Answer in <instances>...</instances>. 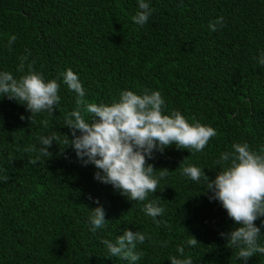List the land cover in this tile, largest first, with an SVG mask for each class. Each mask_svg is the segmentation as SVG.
Wrapping results in <instances>:
<instances>
[{
    "label": "trees",
    "instance_id": "trees-1",
    "mask_svg": "<svg viewBox=\"0 0 264 264\" xmlns=\"http://www.w3.org/2000/svg\"><path fill=\"white\" fill-rule=\"evenodd\" d=\"M146 2L154 11L141 27L132 20L138 0H0V71L17 79L26 74L16 71L21 56L28 57L26 64L34 61L46 81L71 69L89 103L111 104L124 90L159 91L164 114L179 111L190 124L217 132L202 152L173 145L154 153L148 163L171 173L148 200L133 202L96 181L94 166H82L71 148L61 154L62 143L59 148L53 142L52 157L35 164L37 153L25 151L39 149V137L53 132L71 139L65 117L76 97L62 77L56 111L35 115V123L25 105L0 97V264H129L112 257L101 243L114 241L125 229L151 238L137 245L144 255L136 264H170L172 256H190L193 264H243L220 236L238 225L218 201H209L211 193L203 194V182L191 181L178 168L187 158L184 166L202 168L214 179L215 162L233 144L247 143L257 153L264 147V65L259 63L264 58V0ZM219 17L223 26L210 31L209 23ZM45 119L47 127L40 123ZM157 197L165 209L157 219L167 226L157 227L143 211ZM94 199L110 221L95 233L89 223L90 210L98 206ZM262 220L255 221L257 227ZM261 234L264 245V227ZM189 236L201 245L188 246ZM162 241L168 246L162 247ZM178 246L184 247L183 257ZM247 264H264V254Z\"/></svg>",
    "mask_w": 264,
    "mask_h": 264
},
{
    "label": "clouds",
    "instance_id": "clouds-1",
    "mask_svg": "<svg viewBox=\"0 0 264 264\" xmlns=\"http://www.w3.org/2000/svg\"><path fill=\"white\" fill-rule=\"evenodd\" d=\"M139 11L132 17L134 24L144 26L151 17L154 9L146 0H138ZM223 17L210 22V31L218 30L217 25L223 26ZM16 36L8 40L11 50ZM30 55V53H29ZM264 57V54H262ZM16 69L17 73H25L18 79L11 72L0 71V97H7L26 106L31 113L28 119L35 123L33 117L42 112L53 116L56 105L60 102L58 95L60 84H63L75 94V108L65 117V127L68 134L53 132L49 136L39 137L41 147L30 146L25 151L37 153L36 163L41 158L52 157L49 151L53 142L59 147L62 143L66 149L71 148L82 166H94V179L102 184L111 185L114 190L133 202L148 200L149 194H155L165 177L171 172L167 168L156 170L148 163L155 158L154 153L163 154L165 149L175 146L177 149L187 150L190 153H199L208 145L211 138L217 135L214 128L202 125L199 122L189 123L179 111L164 114L165 101L159 91L145 89L142 94L131 90L121 91L119 99L111 104L89 103L85 100L86 90L77 74L71 69L60 73L57 79L45 80L43 74L35 70V62L27 63L28 57L21 56ZM264 65V58L259 60ZM90 114V119H85ZM21 120L25 117L21 116ZM47 127V119L40 122ZM61 137L63 139L61 140ZM232 151L223 152L215 162L219 171L214 179H210L204 169L194 165L184 166L186 159L180 164L182 175L193 182H203L206 188L203 194L208 195L209 201H218L226 210L228 217L234 221L235 227L228 233H220L229 248H235L236 259L247 264V261L256 254H264V245H261V227L255 221L264 217V147L260 153L252 151L247 143L232 145ZM65 158H68L67 156ZM156 173L159 175L157 176ZM3 179L7 180L8 177ZM89 199H93L91 196ZM153 199L144 204L143 211L159 227L166 221L158 220L165 209ZM98 206L90 210V230L95 233L98 229L107 227L110 221L106 220V212L100 201L94 199ZM151 238L142 231L133 232L125 229L123 235L116 239H103L101 243L112 257L127 260L129 264H136L144 253L137 251V245H142ZM156 244V241H152ZM167 247L168 242H159ZM198 240L189 236L187 245L196 247ZM201 245V244H200ZM180 257L184 256V247L178 246ZM170 264H193L192 258L170 257Z\"/></svg>",
    "mask_w": 264,
    "mask_h": 264
}]
</instances>
